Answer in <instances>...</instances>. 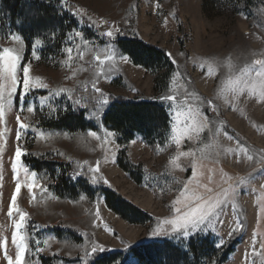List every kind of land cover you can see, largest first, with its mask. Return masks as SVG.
I'll return each mask as SVG.
<instances>
[{
    "label": "rangeland",
    "instance_id": "obj_1",
    "mask_svg": "<svg viewBox=\"0 0 264 264\" xmlns=\"http://www.w3.org/2000/svg\"><path fill=\"white\" fill-rule=\"evenodd\" d=\"M7 1L0 0V49L22 47L18 76L22 78L23 65L30 64L31 75L49 85L48 89L30 91L23 101L24 110L19 112L22 122L29 125L20 142L29 153L23 163L37 173V182L46 189L35 190L33 199L24 188L18 200L19 207L29 214L25 231L31 239L26 264H88L93 257L105 254L114 255L109 264H141L140 259L166 264L160 257L163 250L179 254L181 263L183 254L190 253V244L202 258L200 264H220L221 250L228 251L221 264H264V249L260 246L264 241V174L239 192L236 211L230 204L215 232L200 233L188 240L152 235L160 220L171 217L172 201L191 177L194 159L180 157L176 160L180 167L173 164L178 150L170 140V102L162 97L174 94L179 101H203L213 122L211 131L205 129L198 140L185 141L180 148L195 152L203 173L201 184L218 190L227 187L222 180L224 173L235 180L262 166L246 157L237 163L228 150L235 149L239 140L257 159L264 153V101L245 94L238 103L226 107L217 94L234 69L256 67L253 61L264 60V0H22L17 5L12 0L9 6ZM77 9L83 15L75 14ZM101 19L107 23L99 27L92 23L99 24ZM113 27H118L120 33L112 38L103 35ZM76 31L89 42L87 46L75 36ZM12 34L21 36L22 42L10 40ZM37 38L42 41L35 49L39 60L32 55ZM124 40H139L162 50L167 60L154 57L147 68L134 64L117 45ZM109 46L117 54L112 71L95 59L97 54L103 59ZM67 47H72L73 53L66 64ZM80 51L84 52L83 59ZM213 61L214 74L206 75ZM60 88L71 91L56 96ZM43 96L49 99L42 104ZM104 97L108 98L107 104L101 103ZM209 100L218 106V113L207 107ZM122 101L156 106L159 119L146 137L135 133L128 139L104 122L111 106ZM29 105L34 107L33 113L27 112ZM19 108L17 98L15 108H6V122L0 124L4 132L0 140L4 149L0 157V240L7 241L6 248H0V264H6L5 252L15 257L11 242L13 218L7 216V207L14 188L11 157ZM74 115L81 116L85 130L53 127ZM89 130L95 131L99 139L89 136ZM109 132L113 135L108 136ZM105 139L107 144L103 143ZM200 149H204L203 155ZM32 159L37 160L36 169ZM97 161L100 171L92 173L90 168ZM73 163L84 172L75 177L80 183L78 192L59 194V165ZM20 175L23 179V173ZM93 175L103 179L93 184ZM104 191L137 209L145 219L122 217L112 211ZM238 219L243 230L233 232ZM221 240L223 246L217 248ZM94 244L105 250L86 256ZM37 246L42 251L37 252ZM187 259L192 261L191 257Z\"/></svg>",
    "mask_w": 264,
    "mask_h": 264
},
{
    "label": "snow or ice",
    "instance_id": "obj_2",
    "mask_svg": "<svg viewBox=\"0 0 264 264\" xmlns=\"http://www.w3.org/2000/svg\"><path fill=\"white\" fill-rule=\"evenodd\" d=\"M77 15H83L82 10L77 9L75 13ZM246 18V17H245ZM93 24H96L99 27L102 24H106L107 21L101 19L99 24L96 21H92ZM118 27H113L111 30L103 33L107 37H115L120 33ZM76 37H80L82 40V33L79 31L75 32ZM14 42H22V38L19 35L12 34L8 37ZM71 35L69 40H71ZM83 44L87 46L89 42L83 40ZM42 45L41 39L37 38L33 44L32 55L35 59L39 60L40 57L36 53V48ZM76 48L79 49L80 45L77 44ZM23 48H10L3 47L0 49V124L5 123L6 108L13 109L16 106L17 98L20 102V108L17 109L18 114L16 115V130H15V140L16 146L14 148L12 157H11V169L14 181V188L11 192L10 200L7 207V216L13 218V230L11 232V242L15 247V257L7 255L5 252L6 264H26V254L29 250V241L31 237L26 234V222L29 217V214L23 211L18 204V200L21 194V190L26 188L29 196L34 197V191L37 189H43V185L37 182L38 176L35 171L30 170L24 163L23 158L27 153L26 149L23 148L21 142L22 132H26L29 128V125L22 122L19 112L24 110L23 101L28 93L35 89H48L49 85L45 83L40 77H33L31 75L30 64H24L22 67V78L18 76L20 70V61L22 59L21 52ZM91 50V49H89ZM64 52L67 54V64L72 60L73 48L67 47L64 49ZM115 49L111 46L107 49V54L104 55L103 59L97 54L95 56L96 61L105 66L107 71H112L115 68V58H116ZM84 52H79L80 59H83ZM171 56V53H169ZM121 59H127L126 57L121 56ZM175 63V60H173ZM215 61L209 63L206 75H213L214 69L212 64ZM253 65H249L240 69H234L233 72L224 80L221 84L219 92L217 94V99L223 101L226 107H232L234 104L238 103L240 98L245 94L250 96H258L261 101H264V60L258 59L253 61ZM102 68V72H103ZM203 70V66H202ZM93 88L96 92L100 93V89L95 87ZM70 89L60 88L55 92L56 96H60L63 93L70 92ZM103 95V93H101ZM190 95V94H188ZM49 99L48 96L40 97L41 103ZM170 102V113H169V129L171 132L170 140L176 146L178 150L177 157L173 159V164L176 167H180L176 163L180 157H189L192 156V174L191 177L184 183L183 188L180 190L179 195L172 201L171 205V217L167 219L160 220L157 228L153 230L152 235H167L175 236L184 240H188L191 237H194L200 233L207 234L209 231L215 232V226L217 224H222V217L226 214V209L231 204L232 210L236 211L235 198L240 191L244 189L246 185H249L255 181L258 175L264 174V153L259 154V158L252 154L251 151L240 143L239 140L236 141V148L229 149L228 151L232 152L236 158L237 163H242L246 157L249 162H257L262 166L258 169H255L253 173L248 174L247 176L239 177L234 180L233 177L229 176L227 173L222 175V180L224 184H227V187H219L218 190L209 187L207 184L200 183V177L203 173L199 170L198 165L195 159L194 151H180L181 146L185 141H191L193 139H199L201 134L205 129L211 131L210 125L212 121L208 118L207 112L204 110L203 101L198 104L189 103L187 99L184 101H179L178 97L174 94H169L161 98ZM77 104L80 103L79 100L76 101ZM102 104L108 103V98L104 97L101 101ZM186 105V107H185ZM207 107L210 108L213 112L219 111L218 106L212 101L207 102ZM27 112L33 113L35 111L34 107L29 105L27 106ZM87 118V117H86ZM219 132V129L216 130ZM227 135V133H225ZM88 135L99 139L97 133L93 130H89ZM108 136H112L113 133L109 132ZM4 132L0 131V140H3ZM228 139H233L232 136H228ZM103 143L107 144L108 140L105 139ZM3 146L0 145V157L3 155ZM201 155L204 154V149H200ZM115 155V154H113ZM85 164L87 161L84 162ZM92 173H97L100 171L99 161H97L95 166L90 168ZM212 170H209L211 173ZM21 173H23V179H21ZM80 173H77L76 176H79ZM75 179V177H73ZM103 177H97L93 175L92 183H97ZM3 180L2 174H0V181ZM209 183L212 182L211 174L208 177ZM232 181V183H229ZM103 182L108 184L107 179H104ZM147 186V185H146ZM264 188V185H261ZM31 202V201H30ZM98 215V213H97ZM259 222V220H258ZM243 223L241 220H237L236 227L233 228V232L242 231ZM232 235V232L229 233V236ZM257 233H253V245L256 243ZM47 243V241H45ZM39 245V241H37ZM7 241L0 240V248H6ZM223 246V241L221 240L217 243L216 247L220 248ZM261 248L264 249V241L261 242ZM102 245L94 244L91 248V252H86V256L96 253L97 251H104ZM37 252L42 251V249L37 246ZM253 254L256 250L253 247Z\"/></svg>",
    "mask_w": 264,
    "mask_h": 264
},
{
    "label": "trees",
    "instance_id": "obj_3",
    "mask_svg": "<svg viewBox=\"0 0 264 264\" xmlns=\"http://www.w3.org/2000/svg\"><path fill=\"white\" fill-rule=\"evenodd\" d=\"M12 0L7 1V5L11 4ZM13 2L17 4H21L22 0H13ZM41 6L42 4H37ZM14 15V13L12 14ZM17 15V14H15ZM20 15L22 16L23 13ZM38 19V18H37ZM39 20V19H38ZM24 38H26L25 33H21ZM119 48L127 54L132 62L137 65H142L147 68L149 65V61L153 60L154 57L162 60H167V56L164 51L154 49L151 46L145 45L139 40H124L117 43ZM158 110L155 105L151 103H138L133 101H122L119 103H115L111 106L110 110L104 116V122L111 126L114 130L119 131L124 137L131 139L132 135L135 133H140L146 137V134H149L152 130V126L155 125L156 119H159ZM55 128H65L70 131H82L85 130V126L82 124V119L80 115H74L71 120H66L63 124H58L53 126ZM152 132V131H151ZM36 158L40 156L35 154ZM31 161L35 162V169L38 166L37 160L32 159ZM62 176L59 177L58 183V192L59 194L68 193L69 195H73L78 192V185L80 183L76 182L77 173H81L83 175L84 172H81L80 167L76 164H69L66 166L59 165ZM106 195V202L108 207L119 214L122 217H127L129 215L130 218H138L140 221H143L145 217L135 208L129 206L128 204L121 201L119 198L111 195L109 192L104 191ZM137 220V221H139ZM136 221V220H133ZM223 257L220 261V264L225 260L228 251L223 252ZM163 257L166 264H200L203 260L200 258L199 254L194 251L193 244H190V253L183 254V259L180 258L179 254L175 252H170L163 250L160 257ZM191 257L192 261L187 258ZM114 259V255L105 254L103 256L93 257L88 264H109L110 261ZM44 261H47L46 259ZM141 264H150L147 260L140 259ZM153 264V263H151ZM155 264V263H154ZM156 264H163L158 261Z\"/></svg>",
    "mask_w": 264,
    "mask_h": 264
},
{
    "label": "bare ground",
    "instance_id": "obj_4",
    "mask_svg": "<svg viewBox=\"0 0 264 264\" xmlns=\"http://www.w3.org/2000/svg\"><path fill=\"white\" fill-rule=\"evenodd\" d=\"M249 201V200H248Z\"/></svg>",
    "mask_w": 264,
    "mask_h": 264
}]
</instances>
